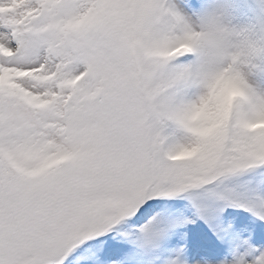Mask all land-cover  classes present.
I'll return each instance as SVG.
<instances>
[{
  "label": "snow or ice",
  "instance_id": "obj_1",
  "mask_svg": "<svg viewBox=\"0 0 264 264\" xmlns=\"http://www.w3.org/2000/svg\"><path fill=\"white\" fill-rule=\"evenodd\" d=\"M0 0V264H264V0Z\"/></svg>",
  "mask_w": 264,
  "mask_h": 264
},
{
  "label": "rangeland",
  "instance_id": "obj_2",
  "mask_svg": "<svg viewBox=\"0 0 264 264\" xmlns=\"http://www.w3.org/2000/svg\"><path fill=\"white\" fill-rule=\"evenodd\" d=\"M238 2L244 5L242 20L246 22L254 21L260 15L258 8L259 0H238Z\"/></svg>",
  "mask_w": 264,
  "mask_h": 264
}]
</instances>
